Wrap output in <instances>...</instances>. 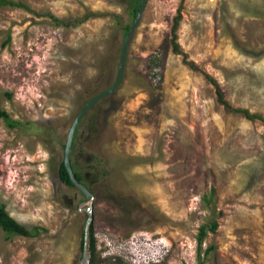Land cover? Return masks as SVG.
<instances>
[{"label":"rangeland","instance_id":"1","mask_svg":"<svg viewBox=\"0 0 264 264\" xmlns=\"http://www.w3.org/2000/svg\"><path fill=\"white\" fill-rule=\"evenodd\" d=\"M7 1L0 106L18 124L0 120V205L40 230L0 229V264H81L89 207L90 264H264V0L147 1L119 86L74 135L89 202L57 167L74 116L115 78L137 0Z\"/></svg>","mask_w":264,"mask_h":264},{"label":"water","instance_id":"2","mask_svg":"<svg viewBox=\"0 0 264 264\" xmlns=\"http://www.w3.org/2000/svg\"><path fill=\"white\" fill-rule=\"evenodd\" d=\"M148 0H141L139 7L136 11V14L134 16V19L132 20L128 30L126 31V34L123 38L119 59H118V65H117V72L115 75V78L110 86H108L106 89L98 92L95 94L92 98H90L83 106L82 108L77 112V114L74 116L64 142L63 147V157H62V163L64 166V169L69 177V181L71 185L76 188L84 197L85 202H89L93 200L92 194L89 192V190L80 182H78L73 174V170L71 167V150H72V143L74 139V135L76 133L77 127L81 121V119L84 117V115L100 100L104 99L105 97L109 96L111 93H113L117 87L119 86L124 72L125 62H126V55H127V49L130 42V39L133 35L134 30L136 29L137 25L139 24V21L141 19L142 13L146 7ZM88 212V218L85 223L84 227V233H83V249H82V257H81V264H90V256L88 254V248H87V241H88V235L89 230L92 222V214L90 211V207L85 209Z\"/></svg>","mask_w":264,"mask_h":264},{"label":"trees","instance_id":"3","mask_svg":"<svg viewBox=\"0 0 264 264\" xmlns=\"http://www.w3.org/2000/svg\"><path fill=\"white\" fill-rule=\"evenodd\" d=\"M141 0H137L136 2H132V6L129 9L131 19H134V16L136 14V11L139 7ZM12 5V6H20L16 5L10 1L7 0H0V8L3 7L4 5ZM83 20L80 21L82 23ZM130 25H126L124 27L123 35L125 36L126 31L128 30ZM174 51L177 52L178 48L175 45L174 46ZM218 102L225 107V109L228 112H234V113H242L244 117L249 120V121H254V120H262L261 117L257 114H252L249 113L247 110H240V109H232L226 101L223 100L221 93L218 92ZM0 120H3L8 127L14 128L18 123L15 121H11L9 119V116L7 113L1 108L0 106ZM77 131V130H76ZM74 143V139H73ZM72 143V148L74 144ZM73 174L76 178V180L80 183H82L84 186V181L86 180V174L83 172L77 171L73 165L71 164ZM57 176L60 182L65 184L66 186L73 187L69 181V177L64 169L62 161L59 162L58 167H57ZM86 187V186H85ZM205 200V198H204ZM0 229L6 233L8 236H22V237H35L38 235V231L40 228H33L31 230L25 228L24 226L19 225L17 222H15L6 212L5 208L3 205H0ZM217 229V223L216 222H211L210 224L207 225H202L198 229V234H197V242L198 245L202 244V241L204 240L205 236L207 233H214ZM92 228L90 229V238H89V243L87 245L88 252L90 253V262L93 261L94 258V240L92 238ZM83 249V236L81 240V250ZM213 248L210 247L207 252L212 250Z\"/></svg>","mask_w":264,"mask_h":264},{"label":"built area","instance_id":"4","mask_svg":"<svg viewBox=\"0 0 264 264\" xmlns=\"http://www.w3.org/2000/svg\"><path fill=\"white\" fill-rule=\"evenodd\" d=\"M161 250L162 248L156 245H152V244L148 245L145 247V250L143 251L144 253L141 256V259L145 262L152 261V259L155 258L158 255V253H160Z\"/></svg>","mask_w":264,"mask_h":264}]
</instances>
